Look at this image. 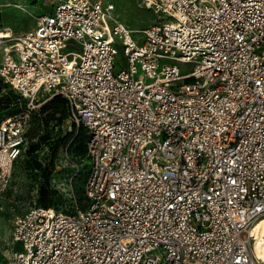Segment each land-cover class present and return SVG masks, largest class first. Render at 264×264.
<instances>
[{
  "label": "built area",
  "instance_id": "obj_1",
  "mask_svg": "<svg viewBox=\"0 0 264 264\" xmlns=\"http://www.w3.org/2000/svg\"><path fill=\"white\" fill-rule=\"evenodd\" d=\"M48 2L32 30L0 28L19 96L0 122V197L38 98L60 97L87 135L85 205L14 216L8 264H263L264 0H142L156 18L138 39L110 2Z\"/></svg>",
  "mask_w": 264,
  "mask_h": 264
},
{
  "label": "rangeland",
  "instance_id": "obj_2",
  "mask_svg": "<svg viewBox=\"0 0 264 264\" xmlns=\"http://www.w3.org/2000/svg\"><path fill=\"white\" fill-rule=\"evenodd\" d=\"M115 5L117 19L128 27L133 35L141 38L143 31L153 24L156 15L148 9L142 0H105ZM48 0H0V28L20 35L36 26V17L50 11ZM123 60L118 56L117 69ZM183 74L193 70L192 65H180ZM10 93L8 85L0 78V97ZM11 94V96H13ZM17 101L15 100L14 103ZM29 131V148H33L28 157L15 170L10 189L0 197V264H8L18 250L11 237L14 216L40 206L38 203L42 185L48 175L49 188L53 195L54 207L62 211H74L85 205L84 184L87 177L86 151L84 143L64 145L61 137L68 130V111L65 101L56 97L41 96L37 101ZM9 109L0 108V121L15 112L18 106ZM79 130L69 127V132ZM59 144L55 165L50 170L51 146ZM72 142V141H70ZM38 161L40 168L30 165Z\"/></svg>",
  "mask_w": 264,
  "mask_h": 264
},
{
  "label": "trees",
  "instance_id": "obj_3",
  "mask_svg": "<svg viewBox=\"0 0 264 264\" xmlns=\"http://www.w3.org/2000/svg\"><path fill=\"white\" fill-rule=\"evenodd\" d=\"M9 87V86H8ZM10 89V88H9ZM10 93L14 95L11 96V94H8L4 97H0V108L3 109H9L12 108L14 106H11L12 104H15L14 101L19 99V96L10 89ZM56 99H62L60 97H56ZM63 101H65L64 99H62ZM23 105H25V101L22 100ZM66 103V101H65ZM17 107V106H16ZM67 107V104H66ZM19 109H17L15 112L9 114L12 115L14 113H16ZM68 111V108H67ZM7 115V116H9ZM7 116H5L4 118H6ZM3 118V119H4ZM1 119V121L3 120ZM0 121V122H1ZM76 131H65L64 135L61 137V141H63L64 145H69L70 147L74 144H77V142H82L84 143V150L87 151V135L86 132L83 128L79 129V132L76 134ZM72 141V142H70ZM59 144L60 143H55L51 146V151H52V155H51V159H50V170L53 169L54 165H55V158L58 154V150H59ZM33 148H29V153L31 151H33ZM31 167H34L35 169H39L40 168V163L38 161H35V163L30 165ZM47 182L46 184L42 185L41 189H40V193H39V198H38V203L40 205V207H44V208H55L54 207V201H53V195L55 194L53 191L50 190L49 188V181H48V175H45ZM84 198V195H83Z\"/></svg>",
  "mask_w": 264,
  "mask_h": 264
},
{
  "label": "bare ground",
  "instance_id": "obj_4",
  "mask_svg": "<svg viewBox=\"0 0 264 264\" xmlns=\"http://www.w3.org/2000/svg\"><path fill=\"white\" fill-rule=\"evenodd\" d=\"M252 234L255 239L253 256L257 261L264 264V219L257 223L253 228Z\"/></svg>",
  "mask_w": 264,
  "mask_h": 264
}]
</instances>
